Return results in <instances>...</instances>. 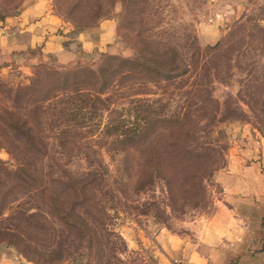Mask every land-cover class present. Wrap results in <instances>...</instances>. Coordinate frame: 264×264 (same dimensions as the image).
I'll list each match as a JSON object with an SVG mask.
<instances>
[{
    "label": "rangeland",
    "instance_id": "374dc122",
    "mask_svg": "<svg viewBox=\"0 0 264 264\" xmlns=\"http://www.w3.org/2000/svg\"><path fill=\"white\" fill-rule=\"evenodd\" d=\"M41 1L112 35L65 63L0 68V243L34 264H156V234L204 232L217 171L264 144V0ZM90 70L103 100L75 123L64 74L93 91Z\"/></svg>",
    "mask_w": 264,
    "mask_h": 264
},
{
    "label": "crops",
    "instance_id": "0c3cea01",
    "mask_svg": "<svg viewBox=\"0 0 264 264\" xmlns=\"http://www.w3.org/2000/svg\"><path fill=\"white\" fill-rule=\"evenodd\" d=\"M102 26V27H101ZM68 25L46 2L31 0L0 15V68L55 61L108 49L111 31ZM216 173L221 203L196 237L169 230L153 238L156 264H264V144L250 140ZM0 264H34L9 244L0 243Z\"/></svg>",
    "mask_w": 264,
    "mask_h": 264
},
{
    "label": "trees",
    "instance_id": "16d2710c",
    "mask_svg": "<svg viewBox=\"0 0 264 264\" xmlns=\"http://www.w3.org/2000/svg\"><path fill=\"white\" fill-rule=\"evenodd\" d=\"M89 74L92 77L90 82L95 85L94 89H92L93 91H84L83 87L79 86L81 81L86 80L83 79V77L73 78L71 80L67 74H64V84H72L74 87L71 89L70 93H67L65 98L60 99V101L62 100L64 103L61 111H67L71 120H73L75 123H81L80 119L86 117L88 113H97L99 107L96 101L98 102V100H103L99 93L104 92V88L108 81H106V79H99L98 73L93 70H90ZM86 103H88V105H86ZM141 127L142 126L140 123H136L134 126L129 127L128 129H123L119 135H123V139L130 137L131 135L135 136L139 134L140 131H142Z\"/></svg>",
    "mask_w": 264,
    "mask_h": 264
}]
</instances>
